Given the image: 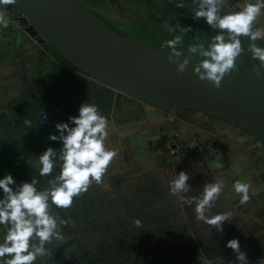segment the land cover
<instances>
[{
  "label": "crops",
  "instance_id": "crops-1",
  "mask_svg": "<svg viewBox=\"0 0 264 264\" xmlns=\"http://www.w3.org/2000/svg\"><path fill=\"white\" fill-rule=\"evenodd\" d=\"M226 2L250 20L255 16L248 0ZM52 53L21 27L0 35V99L37 82L50 70ZM91 89L103 132L96 144L88 140L100 158L88 165L99 180H114L110 211L129 228L128 248L112 244L115 256H125L121 264L264 259L262 143L207 114L149 105L96 82ZM193 136L213 140L211 158L172 153L176 139Z\"/></svg>",
  "mask_w": 264,
  "mask_h": 264
},
{
  "label": "water",
  "instance_id": "water-1",
  "mask_svg": "<svg viewBox=\"0 0 264 264\" xmlns=\"http://www.w3.org/2000/svg\"><path fill=\"white\" fill-rule=\"evenodd\" d=\"M166 1L202 25L235 60L239 72L183 48L170 51L119 34L83 0H0V9L15 7L20 27L33 41L48 45L91 83L149 105L207 114L264 145V72L251 48L238 37L242 54L202 18L175 0ZM226 1L203 0L264 54V34L259 32L264 30V0L244 3L255 13L252 20Z\"/></svg>",
  "mask_w": 264,
  "mask_h": 264
},
{
  "label": "rangeland",
  "instance_id": "rangeland-1",
  "mask_svg": "<svg viewBox=\"0 0 264 264\" xmlns=\"http://www.w3.org/2000/svg\"><path fill=\"white\" fill-rule=\"evenodd\" d=\"M183 1L187 8L200 7L197 0ZM92 3L88 6L99 16L111 22L165 29L177 34L179 33L177 27L190 30L189 24L180 16L159 11L144 0H92ZM19 16L18 14L16 17L19 18ZM45 49L49 50L53 56V50L46 47ZM194 52L210 61L222 63L213 52H201L198 49ZM21 92L9 99H0V116L9 115L17 110ZM100 125L97 114L92 119H82L79 122L78 137L82 143L79 170L88 183L84 192H76L72 200H69V197L61 200L51 193L49 182L53 175L50 171L45 172L37 160L34 166L0 185L2 197L7 195L9 198L10 195L15 194L19 201L23 202L19 207L14 205L15 209L6 216L2 214L5 212L4 206H8V200H5L4 206H0V264H17V259L23 256V250L29 255L27 259L23 257V264H82L79 261H83V258L86 264L90 263L86 258H102V264H121L120 260L125 256H115V250L128 242L129 228L124 219L117 218L114 216L115 213L110 211L112 198L109 196L113 197L114 194V192L111 193L114 180L107 182L99 180V173L94 172L93 169L89 170L88 165V162L91 163L92 160H94L93 165H98L100 162L98 153L90 152L93 145L88 142V140L95 144L98 142L103 132ZM13 139L20 143L23 141L20 135H16ZM38 142L36 141V144ZM10 145L14 146V144ZM2 153L5 156L8 155V151ZM39 154L40 151L35 157ZM82 209L90 212L89 216L82 217L84 215H81ZM13 228L20 229L14 237L10 234ZM103 236H109V238L103 240L101 239ZM93 241L96 244H92ZM113 242H118V247H114ZM55 246L65 258H58L57 252L49 255L45 261H40L41 257ZM69 246L70 248L67 249ZM126 247L128 248L124 246L122 249L125 250ZM80 255L83 258L78 259Z\"/></svg>",
  "mask_w": 264,
  "mask_h": 264
},
{
  "label": "trees",
  "instance_id": "trees-1",
  "mask_svg": "<svg viewBox=\"0 0 264 264\" xmlns=\"http://www.w3.org/2000/svg\"><path fill=\"white\" fill-rule=\"evenodd\" d=\"M83 1L87 5L93 4L92 0ZM144 1L164 13L175 12L193 29L186 30L177 27L179 30L177 34L165 29L132 26L119 22H108V24L119 34L134 33L138 38L166 50L173 51L177 47L183 49L193 47L201 52L212 51L222 61L221 66L239 72L235 60L202 25L183 14L166 0ZM206 4H203L204 11L189 5L192 9L183 6L202 18L216 32L230 40L232 44H235L234 41L236 40L230 36V33L222 25L211 19V12L208 10L209 8L213 10V7ZM13 9L17 10L15 7ZM100 17L104 19L101 15ZM45 47L52 50L46 44ZM241 53L244 54L242 51ZM251 54L264 72V54L259 50L251 51ZM195 55L208 60L197 53ZM94 116H96V109L90 79L54 52L51 69L35 84L21 92L17 110L12 111L9 115L0 116V185L9 182L34 166L37 160L45 172L50 171L53 175L49 185L54 196L61 200L66 197L72 200L76 192L81 191L83 193L88 180L79 170V157L82 152V143L78 137L79 122L82 119H92ZM16 135L23 138L21 143L13 139ZM36 141L39 142L36 144ZM10 144H14V146ZM3 151L4 153L8 151V155H3ZM39 151L40 154L35 157ZM5 196L0 195V206H4L5 200H8V206L3 208L5 211L3 216L11 214L15 209L14 205L19 207L23 203L15 194L10 195L9 198L7 195ZM82 210L81 215L84 214L82 217L89 216L90 212ZM19 231V228H13L10 234L14 237ZM108 238L109 236H103L101 239L106 240ZM92 244H96V242L93 241ZM57 252L58 258L64 257L58 247L55 246L41 257V261H45L49 255ZM22 254V258L17 259V264H23V260L29 257L24 250ZM81 258L83 257L80 255L78 259ZM86 260L97 264L103 262L102 258H86ZM80 262L86 264L84 258Z\"/></svg>",
  "mask_w": 264,
  "mask_h": 264
},
{
  "label": "built area",
  "instance_id": "built-area-1",
  "mask_svg": "<svg viewBox=\"0 0 264 264\" xmlns=\"http://www.w3.org/2000/svg\"><path fill=\"white\" fill-rule=\"evenodd\" d=\"M20 15L18 10L0 9V35L9 37L14 30L20 27L17 15ZM16 17V18H15ZM211 142L203 140L197 136H193L186 140H177L172 149L174 152H183L186 154H201L205 158H211L213 155L214 145ZM254 264H264V259H258Z\"/></svg>",
  "mask_w": 264,
  "mask_h": 264
},
{
  "label": "flooded vegetation",
  "instance_id": "flooded-vegetation-1",
  "mask_svg": "<svg viewBox=\"0 0 264 264\" xmlns=\"http://www.w3.org/2000/svg\"><path fill=\"white\" fill-rule=\"evenodd\" d=\"M176 2H178L179 4H181L182 6L185 4L186 5V3L183 1V0H175ZM198 1V3L200 4V7H198V9L200 8L201 10H205L204 9V2H203V0H197ZM206 5H208L209 6V4H206ZM184 7V6H183ZM193 8V7H192ZM188 10V9H187ZM214 10V11H213ZM213 10H210V8H209V10H208V12H211L210 14V17H211V19L215 22V23H217V24H219V25H222L224 28H226L227 29V31H229L231 34H233V35H231L230 34V36H232L233 38H234V40H236V41H234L235 42V44L234 45H236L238 48H239V50L240 51H242L243 49H242V44L240 43L241 41L239 40V38L241 39V40H245V42H246V44H247V46L249 47V48H251V51H254V50H258L252 43H251V41L250 40H248V39H246L245 37H241V36H239L238 35V32H237V29H236V27L231 23V22H229L228 20H227V18L225 17V15H223L222 13H220L216 8H214L213 7ZM168 13H171V14H174V15H177L175 12H173V11H170V12H168ZM206 16H208V15H206ZM104 20L108 23V22H111V21H108V20H106V18H104ZM191 29H193L191 26H190V30ZM127 34H129V33H127ZM129 35H133V36H135V37H137L134 33L132 34V33H130ZM239 37V38H238ZM138 38V37H137ZM244 38V39H243ZM230 41V40H229ZM177 48H181V47H177ZM185 50H187V51H190V52H192L193 54H195V52H194V50H195V48H193V47H188L187 49H185ZM206 52H212V51H206ZM243 52V51H242ZM209 61V60H208ZM212 63H215V64H219L220 65V63H218V62H216V61H211Z\"/></svg>",
  "mask_w": 264,
  "mask_h": 264
}]
</instances>
